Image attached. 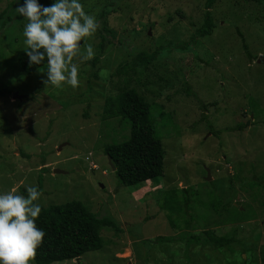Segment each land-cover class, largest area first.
Here are the masks:
<instances>
[{"label":"rangeland","instance_id":"1","mask_svg":"<svg viewBox=\"0 0 264 264\" xmlns=\"http://www.w3.org/2000/svg\"><path fill=\"white\" fill-rule=\"evenodd\" d=\"M8 1L0 0V14ZM236 1H216V17L222 19L219 24L227 25L221 27L220 33L216 30L210 39L190 43L189 51L171 49L167 53L163 50L166 43L187 41L192 34L185 23L168 26L163 17L166 14L159 13L161 8L191 14L201 24L203 10L196 8L197 0H116L118 10L109 18V25L121 44L115 41L105 53L96 67L95 81L87 75L91 59H81L86 46L92 45V37L84 38L83 44L79 42L80 50L73 62L79 64L80 83L75 88L45 84V73L40 82H31L32 77L24 74L19 65L23 29L12 27L16 42L3 35L0 90L5 88L11 93L0 98V192L16 189L22 195L20 190L38 186L41 180V206L86 202L93 214H107L119 232H124L115 236L104 230L101 238L104 236L111 244L79 259L56 264H263V192L259 190L253 200L251 195L257 193L253 191L257 187L251 189L246 184L233 198L231 207L238 206L240 211L244 208L246 211L240 216L244 213L248 220L222 226L207 207L208 195L217 197L219 183H227L236 172L247 183H256L259 177L264 182V120L257 122L262 116L259 112H264V3L243 5ZM154 10L151 17L156 19L155 35L151 33L145 39L149 29L147 33L142 30L139 35L131 34L134 23L145 25L149 12ZM132 15L146 18L130 21ZM241 39L249 45L254 61H247ZM115 47L120 51L116 52ZM160 48L158 59L148 67L146 76L158 86L162 84H158L156 75L163 76L168 84L161 91L152 86L150 93H145L147 102L157 106L152 113L153 123L164 148V174L157 189H187L190 199V209L182 206L180 214L171 215L160 208L181 205L166 196L158 202L154 192L157 189L152 185L140 192L124 187L115 191L113 170L103 152V143L115 142L110 137L122 140L129 134L127 121L115 135L109 121L101 120L107 94H117V89L132 76L118 61L124 58L123 52L130 53L126 61L129 64L134 54ZM178 69L195 97L178 92L182 82ZM135 84L133 78L131 86ZM159 108L169 115L172 126L164 128V121H157ZM85 112L87 118L83 117ZM248 119L254 121L253 127L243 133L229 132ZM89 166L96 171H89ZM233 183L238 185L237 181ZM233 214L230 208L223 216L227 220ZM188 218H193L192 225L203 232V237L206 233L230 236L233 245L224 249L201 248L186 244L185 238L157 244V238L173 239L175 232H187L182 223Z\"/></svg>","mask_w":264,"mask_h":264},{"label":"trees","instance_id":"2","mask_svg":"<svg viewBox=\"0 0 264 264\" xmlns=\"http://www.w3.org/2000/svg\"><path fill=\"white\" fill-rule=\"evenodd\" d=\"M216 1L217 0H197L196 8L203 10V19L201 24H198L200 20L197 18L195 19V17L191 14L185 15L179 10L172 12L171 10H167V7L165 9L162 7L161 11L160 9H157L158 12L160 11L159 13L163 15L166 14L163 17L166 18L165 22L168 26L174 25L176 22L185 23L191 28L192 34L189 36L187 41L166 43L164 46L165 48L162 47L163 50L166 49L165 51L167 53H169L171 49L189 51L188 46L190 43L196 44L200 39H210L213 34H215L216 30L220 33L221 27H227L225 23L219 24L222 19L216 17V7H214L216 5ZM239 1L243 3V5L249 3L252 5H260L264 3V0H238L236 1V4H238ZM40 2L42 4H48L50 0H40ZM81 3L84 5L85 11L94 14L100 22V28L93 36H91L92 45L95 47V55L88 63L90 69L87 73L90 79L97 81V65L100 63L105 53H108V50L111 48L110 46L115 41H118V44H121V41L117 39V34L110 28L109 25V18L113 17V15L117 12L118 5L116 0H81ZM6 6L7 7L4 12L0 14V47L5 45V36L16 42L18 38L15 33L14 35L12 34V27L18 25L20 29H23V26L26 23L25 19L19 16V14L15 11L17 6L16 0L8 1ZM155 11L156 10L149 12L151 15L148 16L145 25L141 26L134 23L133 28L130 29L132 30L130 33L139 35L140 31L143 30L147 33L149 29V32L145 37V39H148V36L153 33V29L154 31L157 29V24L155 25L154 23L156 19L151 17ZM159 13H157V17H161ZM190 13H192V10ZM137 18H146V16L137 17L132 15L129 17V20L135 21ZM6 28H8V34H4ZM138 28H140V30L136 31ZM154 35L155 34L153 33V36ZM238 35L241 37L239 32ZM84 42L85 40L83 39L81 43L83 44ZM241 43L247 61H254L256 58L251 52H249V45H247L243 39H241ZM162 48L157 49L152 53L146 50L140 51L131 56V63L129 64L126 61L128 60V54L130 53L127 54L123 52L124 58H122L123 60L121 59L118 61V63L119 65H122L125 72L130 71L132 76H129L124 85L117 89V94L109 92L104 100L101 120L103 122L109 121L111 132L118 135L116 133L121 131L122 125L126 126L128 124L127 126L129 128V134L124 139L118 140L122 137H116V139L110 137V140L115 142L103 143L104 155L109 159L111 166L114 169V171L111 172L116 180L115 191L124 187L128 189H140L138 191L140 192L142 189L151 185L155 189H160L161 180L164 174V148L161 139L157 138L154 129L152 113L153 111H156L155 109L157 106L147 102V95H145V93H150V87L152 86L156 87L157 91H161L163 87L168 84V79L163 76L156 75V79L159 82L158 84H162L161 86L159 85V87L156 85L157 83L149 81L146 76L148 67L157 61L158 54ZM24 50L25 48L23 44V49L19 53L20 68L24 74L32 77V80H30L31 82H40L44 77V73L46 74V58L41 64L30 65ZM114 50L116 52L120 51L117 47H115ZM176 72L182 78L178 92L183 93L187 97H195V94L191 92V88L186 83L185 76L182 75L181 70L178 69ZM133 78L135 79L136 84L131 86ZM89 88L91 89L90 83L88 84V89ZM141 89H144V91ZM10 93L11 92L8 89L4 88L2 92L0 90V98L7 97ZM258 109H260L259 106ZM158 110L159 115L157 116V121L163 120L164 128L172 126L169 115L163 113L160 108ZM259 114H262L260 121H257L256 119L254 120L259 123H263L264 112H259ZM87 116L86 112L83 113L84 118H87ZM254 124V121L248 119L245 124L238 125L235 128H230L229 132L243 133L246 128L253 127ZM210 131L213 133L211 127ZM214 134L218 135L219 133L214 132ZM88 170L94 172L96 171V168L89 166ZM235 174L236 175L233 177L227 179V183H219V186L217 187V197L208 195L210 201L208 202L207 207L213 211V214L217 215L218 223L221 221V224L219 225L222 226L233 224L236 220H248V217L244 213L242 214V217L240 216L242 212L246 211L244 208L240 211L238 206L233 208L231 207L233 198L237 196L239 190H243L246 184H250L251 189L253 187H257L253 189V191L256 190L255 192L257 193L251 195L253 200L258 197L259 190H261L264 194V182H261L260 177L258 179L256 178V183H247L246 181L248 180L246 178H239L238 172ZM261 174L264 175L263 173ZM233 181H237L238 185H235ZM37 188L40 191L42 190L41 180ZM158 189L154 190L156 200H158V202H161L162 197L166 196L168 199L170 198L178 203V205H181L177 206L176 204L175 207L168 206L165 207V209L163 207L160 208L161 211L167 209L171 215L172 213L180 214L182 206H186L190 209V199L187 198V189L172 188L171 191H169L170 189L166 191ZM20 193L25 196L27 195L25 190H20ZM230 208L233 210L234 214L226 220L223 213L226 214ZM99 211L100 212H98V214H101L102 210ZM106 216L107 214L103 216L93 214L90 211V206L86 202L83 203L80 201H71L46 208L41 206V213L36 219V224L38 227L43 228L46 234L43 242L36 250V256L32 264H56L73 261L79 259L86 253L99 251L105 245L107 246L111 244V242H108L109 240L103 235V239L101 238V234L103 233L102 231L105 230L107 231L105 233H113L115 236H119L124 232H119L120 228L117 226L115 221ZM182 224L183 227L186 228L187 232H175L176 238L173 239L162 237L157 238V244L168 243L176 240L177 238H185L187 240L186 244L201 248L210 246L215 247V249H224L231 248L233 245L232 240L229 238L230 236L215 237L212 234L206 233V236L203 237V232H198V228L192 225L193 218H188V220L183 221ZM213 224L219 226L216 221H214ZM189 230H192V232ZM154 242L156 243L157 241L154 240ZM261 262L264 264V255L261 256Z\"/></svg>","mask_w":264,"mask_h":264},{"label":"clouds","instance_id":"3","mask_svg":"<svg viewBox=\"0 0 264 264\" xmlns=\"http://www.w3.org/2000/svg\"><path fill=\"white\" fill-rule=\"evenodd\" d=\"M16 5L15 11L27 21L22 36L28 63L38 65L46 58L45 84L77 87L79 64L73 60L79 42L100 28L96 16L85 11L81 0H50L48 4L16 0ZM84 51L82 60L95 55L91 44ZM25 191L26 196L17 194L16 189L0 192V264H32L45 237V230L36 224L42 193L35 185Z\"/></svg>","mask_w":264,"mask_h":264},{"label":"water","instance_id":"4","mask_svg":"<svg viewBox=\"0 0 264 264\" xmlns=\"http://www.w3.org/2000/svg\"><path fill=\"white\" fill-rule=\"evenodd\" d=\"M108 163H109V165H110V161H109V159H108ZM111 167V169L114 171V169H113V167L112 166H110ZM207 174H208V172H207ZM209 176V175H208ZM209 180H210V178H209ZM185 185V183L183 182L182 183V186H184Z\"/></svg>","mask_w":264,"mask_h":264}]
</instances>
